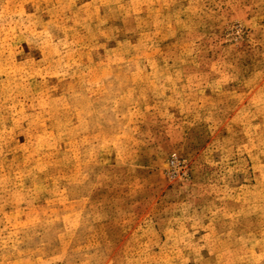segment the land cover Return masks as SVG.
<instances>
[{
	"label": "rangeland",
	"instance_id": "rangeland-1",
	"mask_svg": "<svg viewBox=\"0 0 264 264\" xmlns=\"http://www.w3.org/2000/svg\"><path fill=\"white\" fill-rule=\"evenodd\" d=\"M0 264H264V0H0Z\"/></svg>",
	"mask_w": 264,
	"mask_h": 264
}]
</instances>
